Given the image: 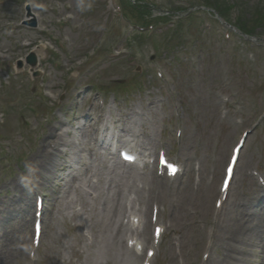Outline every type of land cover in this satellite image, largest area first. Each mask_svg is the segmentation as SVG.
Returning a JSON list of instances; mask_svg holds the SVG:
<instances>
[{
    "label": "rangeland",
    "instance_id": "1",
    "mask_svg": "<svg viewBox=\"0 0 264 264\" xmlns=\"http://www.w3.org/2000/svg\"><path fill=\"white\" fill-rule=\"evenodd\" d=\"M120 1L143 25L178 20L175 8L196 5L194 0ZM238 2L244 14L241 23L257 20L250 27L260 34V47L235 39L233 34V41L224 35L221 39L220 27L206 28L205 16L195 19L190 31L188 23L180 24L178 30L156 25L144 34L146 39L153 35L145 40L114 11L110 0H0V186H10L27 174L26 166L49 126L62 123L60 128L68 132L64 139L71 146L66 148V157L58 152L54 155L59 164L50 183L40 189L48 210L39 247L32 244V217L30 226L20 230V239L1 242L6 232L23 225V217L15 213L18 206L3 213L5 204L17 194L21 202L33 205L34 215L36 199L34 189L0 188V264H4L7 246L11 252L13 242L18 245L25 240L28 247L12 264H107L100 245L102 236L112 220L116 219L118 227L135 185L122 178L110 182L107 168L113 165L111 161L116 162L119 173L118 159L99 149L93 138L100 142L112 133L121 138L120 143H163L173 159L199 166L200 176L193 183L177 180L162 196L169 209L165 221L176 242L173 246L170 239L156 264H199L208 259L220 264L223 250L213 249L203 258V245L210 246L215 224L217 228L222 217L227 221L236 207L230 205L220 218L213 216L217 213L214 196L207 213L200 211L209 200L210 187L220 185L232 147L264 112L263 19L254 4L257 0ZM196 6L209 9L203 3ZM30 14L38 18L35 29L24 25ZM110 53L120 58L110 59ZM33 54L38 61L34 68L37 77L31 75L26 62ZM17 70L23 72L21 77L15 75ZM157 71L163 72L164 81L157 78ZM93 96L104 97L105 112H95L99 104ZM32 102L35 112L27 108ZM220 111L223 118L229 116L225 121ZM97 117L98 124L93 122ZM260 176H264V119L247 138L230 195L242 194L239 200L253 214H264V203L257 206L263 188L257 183ZM65 188L71 191L67 199L62 195ZM120 190H125L123 196ZM114 196L117 205L122 202L121 211L115 218L114 214L107 218L106 207L113 205ZM133 208L141 206L131 205L128 210ZM9 217L21 219L22 225ZM208 221L212 228L205 227ZM252 246L237 253L230 263L264 264V248L259 243ZM120 254L114 264H126L124 250Z\"/></svg>",
    "mask_w": 264,
    "mask_h": 264
},
{
    "label": "bare ground",
    "instance_id": "2",
    "mask_svg": "<svg viewBox=\"0 0 264 264\" xmlns=\"http://www.w3.org/2000/svg\"><path fill=\"white\" fill-rule=\"evenodd\" d=\"M62 127V123H59L57 126H49L48 127V134L45 137V140H43L40 144L41 147L39 148L38 152L34 154L30 160V163L27 167V174L22 176L23 181L21 180H14L10 186L4 185L0 186V188H3V190L13 189L14 191L21 190L22 192H25L27 190L37 189L40 190L43 187H46L49 183V177L53 174L54 170L58 166V162L56 159H54L55 153H53L51 150H54L58 146L64 151H59V155L66 157L67 154V147H69L67 141L64 139V137L67 138L68 132H66ZM86 131L82 130V136L87 137ZM71 147V146H70ZM69 147V148H70ZM150 149H154V143L152 142ZM58 150V149H57ZM112 162V166L107 168V172L109 175L112 176L110 178V182H115L118 178L125 179L126 176L129 174V172H132L135 174L134 168L132 166H128L127 168L129 170H124L123 172L116 173L117 171V164L116 162ZM67 162L62 163V167L65 166ZM126 168V169H127ZM138 176V175H137ZM163 180L158 179V176L155 174L154 170L152 169L150 172V179L148 180L147 187H141L137 191L141 193L143 199L145 200L147 205H153L154 202H158V197L155 196V192L153 188H158L162 191L165 189V184L162 182ZM67 188L63 189L62 195L66 194L64 198H68L71 195V191L67 190ZM79 192V189H77ZM81 192V191H80ZM216 190L213 188L210 193L211 195H214ZM121 193V192H120ZM68 194V195H67ZM115 195V193H114ZM121 195V194H120ZM145 196V197H144ZM233 196L236 197V200L239 201V198H241L242 194L236 192L233 194ZM21 200H17V198L12 199L8 202L6 205V209H3V213L8 211H11L13 208L16 209L18 206V209L15 210V213L20 214L21 217H23V225L21 224V219H14L12 217H9L8 220L11 222H14L15 224H20L22 227L19 230H14L12 232H6V235L2 237V241H10V240H18L20 239L21 229L26 230L30 224H31V217H32V206L31 204L26 206L24 209L21 207ZM112 206L106 207V217L109 218V215L114 214V218L117 216L118 210H119V202L117 205L116 198L114 196L112 200ZM211 204V199H209L207 202L205 201L202 207V210L200 211L202 215H205L207 211L209 210ZM240 203L236 201H232L230 203L231 206L236 207L235 210L238 212V214L234 212L233 216H229L227 218V221L220 220L219 224L217 225V228L214 230V236L212 237L213 240V249L214 250H223L222 253H224L225 260H220V264H224L226 260L231 261L232 258H236L235 255L239 252H246V249L248 247H251L252 245L256 246L260 245V247L264 248V214L260 212H256V214L250 213L245 208H240L238 205ZM3 205V204H2ZM111 208V209H110ZM1 211V209H0ZM246 215V217H245ZM115 220H112L108 225V230L104 232L100 245L102 246L103 250V257L107 260V264H114V261H117L119 258H121V250L125 246L126 239L123 236V230L122 226L117 227L115 226ZM208 223L207 225H209ZM117 225V222H116ZM220 225V226H219ZM219 226V227H218ZM114 228V230H113ZM149 229H150V223L148 222L140 234L142 238L145 239V241L149 244L151 242V238L149 236ZM139 234V233H137ZM259 241V242H258ZM29 242L23 241V244L19 243L16 244V241L12 244V251H8V246L6 248L5 253L3 254L4 258V264H12L13 260H16L18 258V255L21 251L26 249L28 247ZM200 243L197 242V246H199ZM206 243H204V249L206 248ZM18 247V250L15 248ZM253 247V246H252ZM231 252L232 254H229ZM139 259V256L135 255L134 252L131 253V256L127 259V263L129 264H136ZM208 264H217L216 262L209 261Z\"/></svg>",
    "mask_w": 264,
    "mask_h": 264
},
{
    "label": "trees",
    "instance_id": "3",
    "mask_svg": "<svg viewBox=\"0 0 264 264\" xmlns=\"http://www.w3.org/2000/svg\"><path fill=\"white\" fill-rule=\"evenodd\" d=\"M213 6L215 5L214 3H212ZM217 5H215L214 7H216ZM217 8L219 9V12L221 13V15L229 16L230 14V8L228 6L224 7V8H220L219 6H217Z\"/></svg>",
    "mask_w": 264,
    "mask_h": 264
},
{
    "label": "water",
    "instance_id": "4",
    "mask_svg": "<svg viewBox=\"0 0 264 264\" xmlns=\"http://www.w3.org/2000/svg\"><path fill=\"white\" fill-rule=\"evenodd\" d=\"M30 63L33 64V65L35 64V60H34V58H31V59H30Z\"/></svg>",
    "mask_w": 264,
    "mask_h": 264
}]
</instances>
